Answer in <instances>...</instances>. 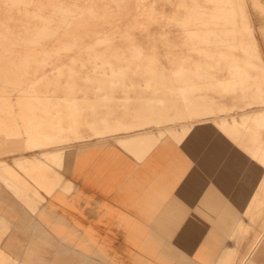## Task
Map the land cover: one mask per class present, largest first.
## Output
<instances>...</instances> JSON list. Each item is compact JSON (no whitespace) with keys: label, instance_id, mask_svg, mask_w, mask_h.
I'll use <instances>...</instances> for the list:
<instances>
[{"label":"rangeland","instance_id":"obj_1","mask_svg":"<svg viewBox=\"0 0 264 264\" xmlns=\"http://www.w3.org/2000/svg\"><path fill=\"white\" fill-rule=\"evenodd\" d=\"M156 1L68 0L81 7L71 8L65 17L59 14L63 11L57 8L42 9L45 0H6L7 7L0 9L3 14L0 17V192L6 189L22 205L25 201V207L38 208L51 194L47 191V184L38 179L41 175L39 168L34 167L42 165V168L50 169L45 174L50 172L54 178L60 176L66 180L59 171L65 164L59 163H65L67 151L75 146L113 140L141 159L167 136L183 142L192 135L201 136L202 132L211 128L230 130L234 123L241 127L244 113L256 115L264 112L263 59L259 56L261 50L255 36L258 30L264 52V0L232 1V4L245 1L252 9L255 25L258 26L255 31L245 24L234 27L218 23L217 19L209 21L211 17L203 15L190 16L191 23L185 24L183 19H178V14L198 12L196 8L188 9L185 0H163L169 13L162 17L156 8ZM188 1L201 3L202 0ZM104 5H110L111 9L104 8ZM215 5L217 7V3ZM202 18L205 22L200 21ZM208 28L217 30V39L205 35L203 30ZM205 49L220 50L214 58L219 63L217 82L220 84L211 94L224 105L210 108L207 114L200 108L187 113L178 102L168 108L164 104L145 106L121 122H111V129L93 132L95 116L90 114L79 120L86 106L81 103L83 98L72 93L65 95L76 85L72 77L75 76V69L82 71L84 77L100 72L105 78L124 80L126 85L138 83V90H142L149 86L148 77L156 76L160 66H175L182 59V67L185 68L194 64L193 59L202 60L206 55L202 50ZM154 52L157 58V53L160 54L159 59L153 56ZM179 52L184 53L182 58H179ZM143 64H148V71L139 72V69H147L143 68ZM243 78L248 82L247 88L225 90L226 84L234 85ZM101 91L102 94L97 89L92 91L93 94L91 91L87 93L89 97L111 93L110 90ZM178 91L179 94L184 93V88L178 87ZM134 92L120 87L114 94L117 99L125 95L134 98ZM74 104L73 112H68L67 109ZM234 105L233 109L229 108ZM78 122L75 138L52 145L36 143L37 137L44 135L49 127L61 124L63 129L68 130ZM81 127L88 132L81 133ZM202 153L207 154L204 150ZM33 173L29 182L25 176ZM257 178L258 175L254 180ZM262 218H258L260 220L257 219L252 227L254 231L251 229L248 234L243 230L231 250L229 264H264V241L252 246L264 228ZM1 219L7 221L0 227V255L3 253L0 262L3 264H32L9 253L1 245L3 237L4 244L8 242L15 246L13 249L17 252L37 247L42 258H57L59 264H116L109 257L106 261L60 248L57 242L54 245L51 239H46L43 234L39 236L37 232L12 229L6 235L14 226L11 222H15L0 212Z\"/></svg>","mask_w":264,"mask_h":264},{"label":"crops","instance_id":"obj_2","mask_svg":"<svg viewBox=\"0 0 264 264\" xmlns=\"http://www.w3.org/2000/svg\"><path fill=\"white\" fill-rule=\"evenodd\" d=\"M205 146L199 136L183 142L167 136L141 159L113 140L75 146L59 170L72 182L70 192L59 188L38 208L25 207L24 199L22 205L6 189L0 192V212L15 222L6 235L37 232L60 248L116 264H215L226 242L221 230L236 225L231 215L224 224L215 218L224 206L238 208L237 186L229 180L231 170L206 168L203 160L213 159L202 153ZM3 239L1 245L25 262L59 264L42 258L37 247L20 253Z\"/></svg>","mask_w":264,"mask_h":264},{"label":"bare ground","instance_id":"obj_3","mask_svg":"<svg viewBox=\"0 0 264 264\" xmlns=\"http://www.w3.org/2000/svg\"><path fill=\"white\" fill-rule=\"evenodd\" d=\"M230 1L231 2H227L223 0H202L201 3L200 2L191 3L188 0H185L188 9L196 8L198 12H187L185 15L182 13V16L179 13L178 19L180 20L183 19V22L184 23L186 22L188 24L191 23V18L188 17L190 16L192 17L194 15L202 17L203 15V17L206 16L211 17L208 18L209 21H214V19L215 20L217 19L218 23L221 22V24L224 23L230 26L233 25L234 27L239 25L241 26L242 24L244 26L245 24L246 27L253 28V30L255 31L257 27L254 22L252 9L250 10L248 8L245 1H240V2L237 1L236 4L234 2L235 6L234 4H232L233 3L232 1L235 0H230ZM45 2L46 3H43L44 5H41L42 9L57 8L63 11L59 14L65 17L69 15L70 13L69 10L71 8L81 7L80 4L74 5L69 3L68 0H45ZM6 3H7L6 0H0V9L7 7ZM216 3H217V7L215 5ZM228 3H230L229 8L227 6ZM155 5L162 17L167 16V14L169 13V9H167L166 4L163 3V0H157L155 2ZM13 6L17 7V5H13ZM104 8L111 9L110 5H104ZM8 13L9 12H6L5 14ZM40 14L44 15L43 13ZM2 15L3 14L0 12V17ZM200 21L205 22V19L202 18L200 19ZM64 23H66V21H64ZM67 23L70 24V22ZM203 32L205 33V35H209V37L212 36L210 38L217 39V34H216L217 30L215 28H208L203 30ZM255 36L257 37V42H258L257 46L259 50H261L262 48L260 41L258 39V33L255 34ZM202 51L206 53V55L202 58V60L193 59L192 61L194 64L186 65L185 68L182 67L183 66L182 64H184L182 59H179L177 61L179 64L177 65L174 64L175 66H169V67L165 65L160 66L159 69L156 71L157 72L156 76L148 77L150 80L149 86L146 89H142V90H138V88H140L138 83H133L132 85H126L124 84V80H117V79L112 80L111 77L105 78L104 76L100 75V72H96L93 75L84 77V75H82V71H77V69H75V76L72 77L75 80L76 85L65 95H67L68 93H72L73 95L79 97L80 99L83 98V102L81 103L85 104L86 106L83 108L84 113L79 117V120L82 121L84 117H87L90 114H92V116H95L93 122L94 123L93 129H92L93 132L102 131L103 128L104 130L111 129L110 126L111 122L113 121L121 122L129 114H131L132 112H139L145 106L164 104L166 108H168L172 103L178 102L181 106H184V110L187 113H189L191 109H195V108H200L206 113L209 111L210 108L213 107L220 108L224 105L223 103L218 102L216 100V97L211 94V91L212 92L216 91L220 84V82H217L218 73H219V69H218L219 63H217V61L214 60L217 51L220 50L205 49ZM178 54L180 55L179 58H182L184 53L179 52ZM159 55L157 53L158 56L157 58L155 52L153 53V56L156 57L157 59L160 58ZM259 56L261 57V54ZM108 63L110 65H114L112 61H108ZM128 66L130 67V65ZM143 68H147V69H143V70L139 69V72L146 70L148 71V64H143ZM174 75L177 76L173 77ZM247 83H248L247 80L243 78L238 82H235L234 85L226 84L224 88L226 91H229V89L231 88L244 89L247 88L248 86ZM223 85L224 84H222V88ZM120 87L129 88L130 91L134 90L135 97L131 98L129 95H125L126 97L124 96V98L122 99H117L116 98L117 96L115 97L114 93ZM178 87H183L184 93L179 94ZM96 89L100 93L102 92L101 90H110L111 93H108L105 96L101 95L99 97L98 96L96 97L95 94L94 97L96 98H94L93 96L89 97L88 95L90 94H88L87 92L88 91L92 92L93 90ZM99 89L101 90L99 91ZM82 91L85 93L80 94V92ZM74 107L75 104L72 108H68L67 111L72 113ZM234 107H236V105L231 106L229 108L233 109ZM87 109L90 110L88 111ZM263 118H264V112H261L256 115L244 113L243 124L241 127L238 126L237 123H234L230 130L220 131L211 128L202 132L201 136H199L201 139L205 140L206 142V146L204 149V151L207 152L208 154L206 155V158L213 159V160L204 159L205 160L204 165L206 166V168H212V169L221 168L222 170L228 171L229 173L231 170L232 177H229V180L232 181L233 186L234 185L237 186V192L234 191L236 192L237 201H238L237 209L230 208L229 206H228L229 208H225L224 206V208L221 209L215 206L217 209H215L214 211H216V213L217 212L219 213V209H221L220 212L222 214L220 217V215L217 213L219 216H216L215 218L216 223L220 221L221 223L223 222V224L224 222L227 223V219L225 218L227 217L226 215L232 216L231 218V220L233 219L232 222L236 220L235 226L234 225L231 226L229 225V223L226 226L224 225L225 226L224 229H226L227 232H225V230H221V227L223 225H218V228L226 237V242L225 241L223 242L222 252L220 253L221 255L219 254L220 257H218L215 264H229L228 260H229V256L231 255L230 254L231 250H233L232 248H234L238 239L241 237L243 230L245 231V233L250 232L252 227L256 223L257 219L260 217L262 218V216L264 217L263 214L264 211V136H263L264 120ZM78 126H79V122L77 123V125H73L71 129L65 130L63 129V126L61 124H55L54 126L46 129L44 135L38 136L36 139V143L39 145H52L56 142L73 139L75 138V136L78 135V132L76 131V128ZM87 130L88 129L81 127L80 132L84 134L85 132H88ZM116 144L120 146V142H117ZM120 148L122 147L120 146ZM211 152H215V154L211 155L210 154ZM247 157L249 158V161H247L246 159ZM215 158L216 161L214 160ZM228 158H232V159L227 160ZM61 164H65V163H59V165ZM42 167H43L42 165L36 164L34 168H39L40 171L38 173H41V175L38 176V179L44 181V183L47 184V191L50 194L54 193L59 188L65 189L69 192L72 190V188H74L72 182L69 181L68 179L64 180L60 176L59 178H54V175L50 172L49 173L47 172L45 174V172L50 169L42 168ZM214 175L215 173H213V177ZM257 175H258L257 180H254L255 176ZM33 176L34 173L28 174L25 177H27L28 181L30 182L32 181ZM215 177L217 178V175H215ZM224 183H226L227 185V182ZM216 186L218 189V184ZM221 189L224 190L226 188L223 189L221 187ZM228 196L227 199L230 198ZM224 197H221L223 201L225 200ZM261 214L263 215L260 216ZM211 219L214 220V218ZM6 222H7L6 220L1 219L0 227L1 224ZM11 224L14 225V223L12 222ZM244 227L246 228V230ZM252 230L254 231V229ZM262 241H264V228L256 238L255 242L252 244V246L256 242H262ZM169 248L172 249V247L170 246ZM175 250L181 251L180 249L177 248L174 249V251ZM2 255L3 253L1 252L0 256ZM94 262L96 261L94 260ZM0 264L3 263L0 262Z\"/></svg>","mask_w":264,"mask_h":264}]
</instances>
